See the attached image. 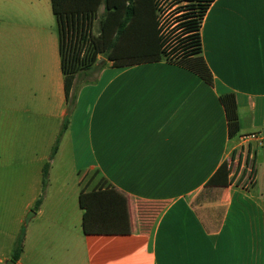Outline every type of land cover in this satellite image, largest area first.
Returning a JSON list of instances; mask_svg holds the SVG:
<instances>
[{"label":"crops","instance_id":"0c3cea01","mask_svg":"<svg viewBox=\"0 0 264 264\" xmlns=\"http://www.w3.org/2000/svg\"><path fill=\"white\" fill-rule=\"evenodd\" d=\"M0 7L13 12L0 11V131L12 134L21 112L37 118L39 107L52 145L66 118L49 154L68 155L75 204L81 192L115 187L128 210V232L85 234L77 204L69 218L45 205L44 194L37 207L32 198L12 264H264L255 164L250 187L206 184L240 135L264 130V0H211L200 52L185 59L111 67L97 56L71 80L69 113L48 0ZM29 121L22 120L26 131L36 124Z\"/></svg>","mask_w":264,"mask_h":264},{"label":"trees","instance_id":"16d2710c","mask_svg":"<svg viewBox=\"0 0 264 264\" xmlns=\"http://www.w3.org/2000/svg\"><path fill=\"white\" fill-rule=\"evenodd\" d=\"M211 0H48L55 18L58 36L57 52L63 82L66 112L73 102L72 78L92 68L97 56L103 57L111 67L134 66L139 63L158 62L162 59H185L200 52L199 24ZM102 6L97 21V35L88 32L90 21L96 17L97 6ZM62 30H68L79 39V46L63 58ZM62 119L59 135L65 127ZM51 145L50 152L55 149ZM247 159V157H246ZM46 164L40 170L42 186L45 183ZM226 163L222 161L206 180V184L227 185L231 181ZM237 183L238 181L235 180ZM39 194L33 201L34 207ZM81 210L79 219L83 233L128 232V210L124 194L115 187L96 188L76 195ZM23 229L15 236L11 246V260L17 259L21 249Z\"/></svg>","mask_w":264,"mask_h":264},{"label":"rangeland","instance_id":"374dc122","mask_svg":"<svg viewBox=\"0 0 264 264\" xmlns=\"http://www.w3.org/2000/svg\"><path fill=\"white\" fill-rule=\"evenodd\" d=\"M0 11L13 13L10 8L6 7H0ZM101 13L102 10L98 17H101ZM61 33L60 48L65 59L67 55H71V51H76L80 41L68 30H62ZM2 61L4 62V57L0 54V63L3 67ZM40 111L38 107L37 118L32 111L21 112V118L28 124H30L31 117L36 120V124L29 131L23 129V119L19 121L17 130L12 134L0 131V264H5L9 259L15 236L33 213L32 198H36L38 194L42 197L44 194L45 205H51L55 210L60 209L62 211L60 215L67 214L70 215L69 218L73 216L72 210L77 209L71 193L75 187V175L71 171L70 163L63 160L68 159V155L65 152H59L52 158V155L49 154L51 148L49 118H45ZM60 126L61 124L59 128H54L55 134L58 129L55 136L57 143L62 137V134L59 136ZM263 145H258L257 142L250 140L237 139V147L233 150L230 149L231 157L236 153L240 154L242 159L244 156L247 157V161H244L243 165L249 166L252 170V180L250 182L246 180L247 169H240L239 163L235 162L231 163L228 169L233 181H239L250 187L253 183L255 164L256 185L254 189L264 191V158L260 152ZM256 148L258 151L254 163ZM44 164H46V181L42 186L40 168Z\"/></svg>","mask_w":264,"mask_h":264},{"label":"built area","instance_id":"2783aa9c","mask_svg":"<svg viewBox=\"0 0 264 264\" xmlns=\"http://www.w3.org/2000/svg\"><path fill=\"white\" fill-rule=\"evenodd\" d=\"M239 139H244V141L246 140H250V141H254V142H257L258 145H263V141H264V130L262 131H259L258 133H246V134H242L240 135V138ZM263 151H264V145H263ZM235 156V157H234ZM233 157H230L229 159H227V163H226V166L227 168L229 169V166L231 163H239L240 165V169H247V176H246V180H248L250 182V180H252V170L249 168V166H244L243 165V162L244 161H247L246 157L244 156V158L242 159L241 158V155L236 153ZM239 175V174H238ZM243 184V183H241ZM243 185H246V184H243Z\"/></svg>","mask_w":264,"mask_h":264},{"label":"water","instance_id":"95a60500","mask_svg":"<svg viewBox=\"0 0 264 264\" xmlns=\"http://www.w3.org/2000/svg\"><path fill=\"white\" fill-rule=\"evenodd\" d=\"M12 263H13V260H8V261H6L5 264H12Z\"/></svg>","mask_w":264,"mask_h":264}]
</instances>
